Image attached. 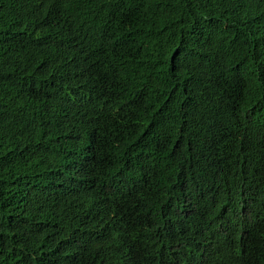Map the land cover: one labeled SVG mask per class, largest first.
Wrapping results in <instances>:
<instances>
[{
	"label": "trees",
	"instance_id": "16d2710c",
	"mask_svg": "<svg viewBox=\"0 0 264 264\" xmlns=\"http://www.w3.org/2000/svg\"><path fill=\"white\" fill-rule=\"evenodd\" d=\"M14 73L92 91L66 159L0 141V264H264V0H0Z\"/></svg>",
	"mask_w": 264,
	"mask_h": 264
},
{
	"label": "clouds",
	"instance_id": "9594fccd",
	"mask_svg": "<svg viewBox=\"0 0 264 264\" xmlns=\"http://www.w3.org/2000/svg\"><path fill=\"white\" fill-rule=\"evenodd\" d=\"M55 65L59 58L46 51ZM11 92L0 110V141L16 138L14 163L26 170L66 159L74 146L73 115L91 95L89 81L79 82L71 89L59 84H33L25 91L14 73L7 77ZM27 95L29 98L27 99ZM71 213L82 210L86 193L81 181L62 186Z\"/></svg>",
	"mask_w": 264,
	"mask_h": 264
},
{
	"label": "bare ground",
	"instance_id": "6f19581e",
	"mask_svg": "<svg viewBox=\"0 0 264 264\" xmlns=\"http://www.w3.org/2000/svg\"><path fill=\"white\" fill-rule=\"evenodd\" d=\"M90 33V32H89ZM91 36V35H90ZM38 48V47H37ZM262 55V54H261ZM119 57V56H118ZM236 57V56H235ZM43 60V59H42ZM55 66V65H54ZM24 79V78H23ZM207 84V83H206ZM176 117V116H175ZM180 119V118H179ZM191 123V122H190ZM81 125V124H80ZM192 127V126H191ZM85 128V127H84ZM191 130V129H190ZM14 141V140H13ZM13 143V142H12ZM79 145V144H78ZM3 149V148H2ZM162 160V159H161ZM35 170V169H34ZM31 172V171H30ZM187 175V174H186ZM11 181V180H10ZM169 182V181H168ZM58 196V195H57ZM110 199V198H109ZM84 205V204H83ZM27 207V206H26ZM155 211V210H154ZM207 214V213H206ZM29 216V215H28ZM199 221V220H198ZM89 227V226H88ZM18 231V230H17ZM187 231V230H186ZM53 237V236H52ZM42 239V238H41ZM12 240V239H11ZM105 240V239H104ZM25 246V245H24ZM2 252V251H1ZM15 257V256H14ZM211 260V259H210Z\"/></svg>",
	"mask_w": 264,
	"mask_h": 264
},
{
	"label": "snow or ice",
	"instance_id": "6c2138e0",
	"mask_svg": "<svg viewBox=\"0 0 264 264\" xmlns=\"http://www.w3.org/2000/svg\"><path fill=\"white\" fill-rule=\"evenodd\" d=\"M65 2L71 3L72 0H65ZM177 2H179V0H177ZM177 55H179V53H177ZM176 264H179V261H177Z\"/></svg>",
	"mask_w": 264,
	"mask_h": 264
}]
</instances>
